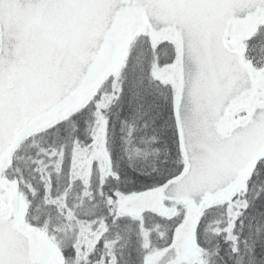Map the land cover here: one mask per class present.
Returning a JSON list of instances; mask_svg holds the SVG:
<instances>
[{
    "label": "snow or ice",
    "instance_id": "obj_1",
    "mask_svg": "<svg viewBox=\"0 0 264 264\" xmlns=\"http://www.w3.org/2000/svg\"><path fill=\"white\" fill-rule=\"evenodd\" d=\"M0 264H264V0H0Z\"/></svg>",
    "mask_w": 264,
    "mask_h": 264
}]
</instances>
